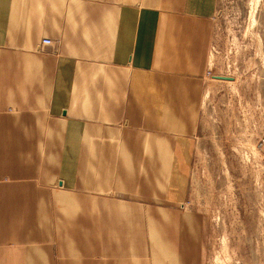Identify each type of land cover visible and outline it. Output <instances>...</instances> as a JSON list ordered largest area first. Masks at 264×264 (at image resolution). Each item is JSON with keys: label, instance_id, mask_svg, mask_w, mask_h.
<instances>
[{"label": "crops", "instance_id": "crops-1", "mask_svg": "<svg viewBox=\"0 0 264 264\" xmlns=\"http://www.w3.org/2000/svg\"><path fill=\"white\" fill-rule=\"evenodd\" d=\"M218 6L0 0V264H178L140 212L188 186Z\"/></svg>", "mask_w": 264, "mask_h": 264}, {"label": "rangeland", "instance_id": "rangeland-1", "mask_svg": "<svg viewBox=\"0 0 264 264\" xmlns=\"http://www.w3.org/2000/svg\"><path fill=\"white\" fill-rule=\"evenodd\" d=\"M208 76L186 191L167 197L169 181L158 183L164 196L149 198L165 204L140 216L179 218L178 264H264V0H219ZM150 239L145 264H154Z\"/></svg>", "mask_w": 264, "mask_h": 264}, {"label": "built area", "instance_id": "built-area-1", "mask_svg": "<svg viewBox=\"0 0 264 264\" xmlns=\"http://www.w3.org/2000/svg\"><path fill=\"white\" fill-rule=\"evenodd\" d=\"M53 43V40L51 38H44L43 39V44L44 45H50ZM259 146H260V149L263 151L264 153V133L261 135V138L259 140Z\"/></svg>", "mask_w": 264, "mask_h": 264}, {"label": "water", "instance_id": "water-1", "mask_svg": "<svg viewBox=\"0 0 264 264\" xmlns=\"http://www.w3.org/2000/svg\"><path fill=\"white\" fill-rule=\"evenodd\" d=\"M217 77H218V78H224V79H225V78H228V77H225V76H217Z\"/></svg>", "mask_w": 264, "mask_h": 264}]
</instances>
